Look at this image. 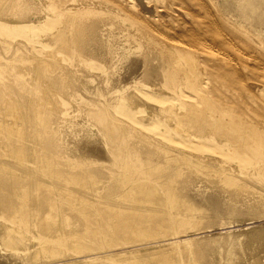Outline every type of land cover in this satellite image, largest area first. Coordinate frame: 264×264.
Wrapping results in <instances>:
<instances>
[{"label":"bare ground","instance_id":"obj_1","mask_svg":"<svg viewBox=\"0 0 264 264\" xmlns=\"http://www.w3.org/2000/svg\"><path fill=\"white\" fill-rule=\"evenodd\" d=\"M109 2L0 0V30L15 28L14 37L18 39L15 46H8L4 40L8 35L0 31V93L3 92V95L0 94V116L6 111L15 120L12 124L0 120V245L26 252L35 262L57 260L68 253L81 256L116 245H139L166 236L171 229H176L175 233L189 230L184 228L186 224H198L191 216L197 208L188 204L182 192L195 173L211 169L212 164L209 165L197 154L220 147L211 142L210 135L172 145L159 140L174 138L188 125H194V129L201 133H216L220 140L231 135V127H237L241 134L254 131L253 124L246 126L243 121L241 125L232 120L210 121L204 108L198 113L196 103L186 99L184 102L190 108L164 105L161 110L170 117L166 124L168 127L163 129L159 140L144 136L138 145L147 156L140 161L145 172L141 170L136 174L138 171L135 170L136 173L131 175L123 174L114 194V199H125L127 196L136 205L120 207L118 204L108 206L96 202L93 197L99 192L97 188L101 182L96 180L93 167L87 163L91 161L73 165L70 157L66 158L57 150L51 141L53 134L46 129L52 125L55 104L59 105V95L64 91L67 78L78 68L64 60L62 54L73 56L76 44L86 53H93L94 48L89 46L93 40L106 48L108 41L100 36L101 31L105 30V24L122 17L130 20L131 27L126 30L133 31L144 47L143 56L135 58L128 69L142 72L150 78L166 77L165 82L170 81L176 87L185 77L206 71L210 59L226 55V45L230 40L225 28L228 15L238 16L255 31L264 33V0H219L218 15L214 12L213 0L122 1L139 7L141 11L138 14L128 10L124 3L120 4L121 1L116 5ZM29 4L34 5L35 10L26 14ZM71 31L76 34L72 35ZM28 43L32 45V50L27 49ZM19 58H26L27 62L24 65L21 63V66L13 65ZM28 62L34 64L35 86L41 92L28 91L34 94L31 96L34 99L24 100L25 105L19 108L14 106L7 88L24 83L21 77L27 72ZM128 97L133 98L136 105L140 104L136 92ZM103 109L99 118L108 122L106 126L110 132L117 130L118 137L122 136V130L127 136H134L139 131L130 123H124L123 119L121 121L109 107ZM18 121L22 125H18ZM28 124L45 126V129L27 127ZM262 124L264 126V121ZM260 129L263 130L262 127ZM259 140L256 148L264 154V133ZM241 146L244 145L241 143ZM258 162H261L260 158L254 164ZM68 168L81 169L76 172ZM214 170L217 176L223 175L221 170ZM51 180L66 185H55ZM254 185L252 188L257 187L256 182ZM72 186L83 188L86 192L74 190ZM259 192L264 197V189ZM164 199L171 201V207L175 209L173 213L163 210L167 206ZM258 203L261 207L264 205L263 201ZM139 204L153 206L143 208ZM68 210L82 216V229L73 227L72 218L67 216ZM162 248L147 256L130 251L128 255L124 253L115 259L108 257L107 261L138 264L139 257L146 256L144 258H151L147 264H171L170 255L166 252L162 254ZM88 264L97 263L89 261Z\"/></svg>","mask_w":264,"mask_h":264},{"label":"rangeland","instance_id":"obj_2","mask_svg":"<svg viewBox=\"0 0 264 264\" xmlns=\"http://www.w3.org/2000/svg\"><path fill=\"white\" fill-rule=\"evenodd\" d=\"M97 1L106 3L107 0ZM108 1L110 5H116L121 1L120 4L124 3L128 10L136 14L141 11L139 7L122 2L124 0ZM213 5L214 12L218 15L219 0H213ZM32 10H35V6L29 4L25 12L29 14ZM128 21L125 18L116 17L110 24H105V30L101 31L100 36L108 41L106 48L93 40L89 44L94 48L93 53H86L76 44L73 48V56L62 54L64 60L77 65L78 68L67 78V83L63 87L64 91L59 95V105L57 102L55 104V112L51 117L52 125L46 128L53 134L51 141L57 150L64 153L66 158L70 157L73 165L76 162L91 161L87 163L93 167L91 168L95 172L96 180L101 182L97 188L99 192L94 196L95 198L93 197L96 202L108 206L118 204L120 207L136 205L127 196L125 199L122 197L119 200L114 199V194L117 185L123 179L121 177L123 174L131 175L136 171H138L136 174H139L141 170L145 172L143 166L141 169L140 161L147 156L144 154V149L139 148L138 145L144 136L159 140L161 133L164 132L163 129L168 127L166 124L170 117L161 110L164 105L173 104L179 109L190 108L189 104L184 102L186 99L196 103L198 113L204 108L210 121L232 120L239 125L243 121L242 123L246 126L251 123L254 125L253 133L241 134L237 127H231V135L220 140L216 133H201L194 129V125H188L185 131L175 134L174 138L159 140L161 143L167 141L172 145L176 142L185 143L196 137L210 135L211 142L220 147L213 148L212 151L204 154H197L203 161H208L209 165L212 164L211 169L195 173L182 192L188 204L195 205L192 207L197 208L191 216L198 221V224H186L184 228L189 230L175 233L176 229H171L166 236L155 241L149 240L133 246L116 245L107 250H98L81 256L68 253L57 260L42 262L31 260L26 252L14 251L0 245V264H88L89 261L97 264H115L107 261V258L115 259L124 253L128 255L130 251L147 256L148 253L159 251L162 246L164 250L162 254L166 252L170 255L171 264H264V205L261 207L258 203L264 202V197L259 192L264 189V154L260 153L255 145L260 142L259 137L264 133V126H262L264 121V33L255 31L240 17L228 15L225 28L230 40L226 45V55L220 59H210L207 62L206 71L187 76L183 82L174 87L172 83H169L170 81L165 82L166 77L150 78L142 72H133L128 69L135 58H141L144 54V47L138 40V36L131 30L127 31L131 27ZM15 30V28L0 30L8 35L4 37L8 46H15L18 41L14 37ZM71 34L75 35L76 32L71 31ZM27 49L32 50L30 43ZM258 59L261 61L260 66ZM26 62V58H19L13 65L21 66V63L24 65ZM26 70L27 72L21 77L24 81L23 85L7 88L14 106L19 108L25 105L24 100L34 99L31 97L34 94H29L28 91L41 92L35 86L34 64L28 62ZM134 92L140 99L138 105L133 98L128 97ZM0 94L3 95V92ZM104 105L109 107L121 121L130 123L139 131L134 136H127L122 130L123 134L120 137L116 134L117 130L110 132L106 126L108 122H102L98 116L104 110ZM0 120H7L10 124L15 121L12 114L6 111L0 116ZM18 123L22 125L21 121ZM26 126L39 130L45 129V126L35 124ZM261 127L263 130L260 129ZM241 143L244 146H241ZM259 158L261 162L254 164V161ZM80 169L68 168L76 172ZM214 169L221 170L223 175L217 176ZM44 177L47 180L50 179L48 176ZM51 182L55 185H66L57 180H51ZM253 182L254 184L256 182V188H252L256 186L252 184ZM72 188L79 192H86L83 188L75 186ZM164 200L167 206L163 210L173 213L175 209L171 207V201ZM144 205L139 204L143 208L153 206V204ZM67 216L72 218L73 227L83 228L81 215L68 210ZM165 246L166 249H164ZM146 256L139 257L138 264L150 263L151 258H144Z\"/></svg>","mask_w":264,"mask_h":264}]
</instances>
